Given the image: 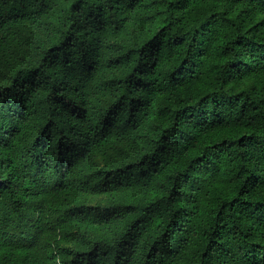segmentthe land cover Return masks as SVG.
I'll return each mask as SVG.
<instances>
[{"label": "trees", "instance_id": "1", "mask_svg": "<svg viewBox=\"0 0 264 264\" xmlns=\"http://www.w3.org/2000/svg\"><path fill=\"white\" fill-rule=\"evenodd\" d=\"M0 264H264V0H0Z\"/></svg>", "mask_w": 264, "mask_h": 264}]
</instances>
